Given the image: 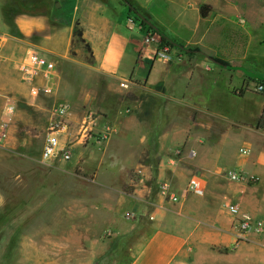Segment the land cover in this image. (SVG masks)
Listing matches in <instances>:
<instances>
[{
    "label": "crops",
    "instance_id": "crops-1",
    "mask_svg": "<svg viewBox=\"0 0 264 264\" xmlns=\"http://www.w3.org/2000/svg\"><path fill=\"white\" fill-rule=\"evenodd\" d=\"M9 2L0 0V33L8 36L0 61V119L8 106L15 110L3 148L30 144L17 137L19 119L45 117L49 126L51 109L68 106L70 127L61 145L81 149L85 126L98 135L96 180L115 193L112 222L116 236L130 234L131 264H264V235L238 239V218L228 208L264 220V93L254 89L264 82V54L248 46L264 26V6L209 0L204 4L213 12L205 19L198 6L186 8L168 39L191 46L165 44L177 57L168 62L155 56L164 35L147 44L146 30L130 13L125 19L120 0ZM30 51L55 63L51 79L23 80L18 65ZM106 131L108 138L100 140ZM121 169L131 174L127 188L118 179ZM228 171L247 179L230 181ZM192 178L204 183L203 195L188 192ZM108 179L112 184L103 183ZM163 183L177 202L161 196ZM128 213L134 219H126Z\"/></svg>",
    "mask_w": 264,
    "mask_h": 264
},
{
    "label": "rangeland",
    "instance_id": "rangeland-1",
    "mask_svg": "<svg viewBox=\"0 0 264 264\" xmlns=\"http://www.w3.org/2000/svg\"><path fill=\"white\" fill-rule=\"evenodd\" d=\"M120 1L126 8L125 19L130 13L131 20L146 30L150 38L157 34L168 38L186 8L198 6L200 11L208 8L210 17L213 12L204 4L209 0ZM253 1L264 6V0ZM254 38L248 46L264 54V44L258 42L264 38V26L255 29ZM177 46L184 49L191 45L184 40ZM4 120L5 117L0 119V124ZM28 120L19 119L16 123L17 137L29 138L28 146L20 145L16 151L3 148L10 139L11 126L7 139L0 141V192L4 196L0 202V264H131L126 250L130 234L123 238L116 236L112 222L115 193L99 185L100 178L96 180L95 170L102 152L92 146L98 135L80 145L83 150L90 148L82 156L78 157L81 149L76 147L69 162L57 160L45 165L41 154L47 120L45 117ZM77 157L80 162L75 166ZM34 159L41 163L27 162ZM89 161H93L94 167L89 166ZM118 174L120 185L127 188L124 181L131 174L129 171L124 174L122 169ZM112 182L113 179H108L103 183ZM121 228L129 230L127 225Z\"/></svg>",
    "mask_w": 264,
    "mask_h": 264
},
{
    "label": "built area",
    "instance_id": "built-area-1",
    "mask_svg": "<svg viewBox=\"0 0 264 264\" xmlns=\"http://www.w3.org/2000/svg\"><path fill=\"white\" fill-rule=\"evenodd\" d=\"M152 38L147 37L146 43H150ZM8 41V36L6 34L0 33V61L3 58V50ZM156 58L163 61H174L177 59L176 55L170 51L168 47H160L156 54ZM19 71L23 77V80L28 83H35V80L39 76H43L45 79H51L53 72L55 70V63L48 60L46 57L42 56L38 51H30L27 53L18 65ZM126 81L121 83L122 87H125ZM255 91L257 93H264V83H258L255 86ZM31 94L33 96L39 95V90L36 87H32ZM15 107L10 105L6 108L4 113L5 120L0 124V141L6 140L9 136V130L11 126L12 117L14 114ZM50 123L46 131V137L44 141V146L41 154V162L45 165H51L57 160H62L69 162L72 159V144L61 145L60 136L68 132L70 127V108L64 105H57L50 111ZM94 130L88 127H83L81 130L78 143L83 145L89 140L94 139L92 134ZM109 134L108 131L103 132L100 140H106ZM179 154V152L177 153ZM195 152L191 151L189 156L193 158ZM225 176L230 181H243L247 179L241 173L228 171ZM250 182L256 183L259 178L251 177ZM205 191L204 183L199 178H192L188 185V192L196 195H203ZM160 194L164 198H168L171 202H177L178 197L171 190L169 183H163L160 186ZM230 212L235 215L237 220V230L238 239H246V235L250 232L256 234L264 235V220L253 219L248 215H241L237 207L229 206ZM126 219H134L133 213L126 214Z\"/></svg>",
    "mask_w": 264,
    "mask_h": 264
},
{
    "label": "trees",
    "instance_id": "trees-1",
    "mask_svg": "<svg viewBox=\"0 0 264 264\" xmlns=\"http://www.w3.org/2000/svg\"><path fill=\"white\" fill-rule=\"evenodd\" d=\"M209 12H210V9H208V8H202L201 9V16L205 19V18L208 17ZM162 43H164V45L166 44V45H171L173 47H177L175 45V43L172 44L173 42H171V40H169L168 38H165L164 36H162ZM261 83H264V82H261Z\"/></svg>",
    "mask_w": 264,
    "mask_h": 264
}]
</instances>
